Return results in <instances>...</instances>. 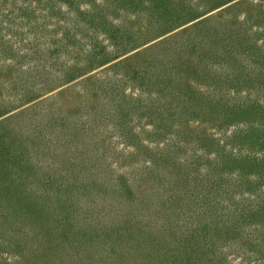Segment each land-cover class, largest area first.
<instances>
[{
	"label": "rangeland",
	"instance_id": "rangeland-1",
	"mask_svg": "<svg viewBox=\"0 0 264 264\" xmlns=\"http://www.w3.org/2000/svg\"><path fill=\"white\" fill-rule=\"evenodd\" d=\"M143 1L0 0V264H264V0Z\"/></svg>",
	"mask_w": 264,
	"mask_h": 264
},
{
	"label": "trees",
	"instance_id": "trees-1",
	"mask_svg": "<svg viewBox=\"0 0 264 264\" xmlns=\"http://www.w3.org/2000/svg\"><path fill=\"white\" fill-rule=\"evenodd\" d=\"M95 1V0H94ZM108 1V4H111V5H113V6H115V8H119L120 7V5H125V6H132V5H134V4H129V3H131V0H107ZM140 2H141V5L142 4H144V1L143 0H140ZM99 19H100V22H101V16L99 17ZM99 22V23H100ZM110 23V21H108V25H110L109 24ZM190 31L187 33V35L189 34V35H191V33L193 34L194 33V30H192V28L191 29H189ZM167 31V30H166ZM184 32V31H183ZM182 32V33H183ZM116 33H122L120 30H119V27H116ZM162 34H165V33H162ZM188 37H186V39H187ZM170 40V39H169ZM169 40L168 41H166L165 43H163L164 41H161L159 44H156L155 46H153L152 48L154 49V48H156V47H158L159 48V50H156L155 52H159L160 50H162V49H164V47H166L167 46V44H168V42H169ZM186 41H188V40H185V42ZM165 44V45H164ZM132 47H136V46H132ZM129 49H134V48H129ZM28 58H31V56H28ZM107 58H104L102 61H101V64L103 65V64H106V63H108L109 62V60L107 59ZM146 69H144V70H139L140 72H143L144 71V73L146 72L145 71ZM135 76H137V75H135ZM133 78H134V76H133ZM142 85V84H141ZM140 87V86H139ZM143 89V88H142ZM202 95H203V97H209L210 95L208 94V93H206V92H202ZM201 102H203L205 105L203 106L205 109H207V107L209 106V103H210V101H208L207 99H205V101L204 100H200ZM203 103H201V104H203ZM204 109V110H205ZM216 110V109H215ZM224 111H225V109H218L217 110V112H218V115H220V117H222L221 116V114H224ZM215 112V111H214ZM212 113L210 116H207L206 118H207V121H214V119L216 118L215 117V113ZM228 113L226 114V116H228V117H231V114H232V112L231 111H227ZM196 114V115H195ZM195 114L193 113V115H195V117L196 118H202L201 116H199V112L198 111H195ZM206 114V113H205ZM242 114L244 115V113L243 112H237L236 114H235V116H239V119H241V117H242ZM203 120H204V117L202 118ZM220 118H218V120H219ZM219 126H221V124H219ZM186 131H188L187 132V134H194V131H192L191 132V130H187L186 128H185V132ZM1 135V134H0ZM211 138H212V136H210ZM256 138H251V137H249V138H245V140H243V141H241L242 143L243 142H246L247 140H248V143H252V144H250V147L253 149V152H251V153H241L240 155H239V157H236V158H233L232 156H230L229 158L231 159V160H235V162H237V163H234V167H238V168H236V169H242V168H244V167H249V170L250 169H253V172L252 173H257V174H260L261 173V169L262 170H264V162L263 161H261V163L259 162V164H257L256 162V156H255V154L256 153H254L256 150L255 149H259V147H254V145H253V142H255L254 140H255ZM203 140L204 141H206V142H208L207 141V138H204L203 137ZM214 140V139H213ZM262 143V141H260L259 142V145ZM175 145H177V146H181L180 145V143H178V142H175L174 143ZM256 145H257V143H256ZM264 146V142H263V145H262V147ZM141 152H148V153H150L148 150H146L145 148H143L142 146H141ZM250 151H252L251 149H249ZM262 151H264V150H262ZM261 152V151H260ZM232 157V158H231ZM161 158H163V156H161V155H159V157L158 158H152L153 159V162H151V161H148V164H146L144 167V170L146 171V173H147V175H149V176H151L153 179L152 180H154L155 181V183H156V187H158L159 188V184H161L162 183V181H164L165 179H166V176H164V170H166L167 169V166L169 165V166H171V164H168V163H166L165 161H160L161 160ZM262 159H264V158H262ZM162 162H164V163H162ZM156 166L155 167V171H153L154 170V167H152V166ZM162 167H161V166ZM151 168V169H150ZM72 181L73 182H71L72 184V186H73V188H74V190H76L79 186H80V184H82V183H79V179H82V178H80V177H78V176H75V175H72ZM78 180V181H77ZM184 182H186V184L187 183H189L190 181L188 180V179H185V180H183ZM157 189V188H156ZM247 189H250V187H248ZM158 190V189H157ZM158 192H161L160 190H158ZM155 194H158V197L157 196H155V198H157V199H163V202H169V201H171V202H173V199H171L170 197H172V196H166V198L165 197H163V193H161V195L159 194V193H157V192H155ZM158 200V201H159ZM162 202V201H161ZM180 208V207H179ZM181 211V210H180ZM178 214V213H177ZM176 214V215H177ZM180 214V213H179ZM166 222V221H165ZM165 222H163L162 221V225L163 226H165V227H159V231H158V233L159 234H165V232H166V229H164V228H166L167 226H169V222L165 225ZM189 222L192 224V221L191 220H189ZM97 228V227H96ZM1 229V228H0ZM202 231H204V232H207L206 234H203L202 233ZM209 231L210 230H208V228H206V227H204L203 226V228H200L199 230L198 229H196V230H194L193 232H195V234H194V236H197V237H199V238H201V241H203L202 243L200 242V241H198V243L199 244H197V246H195V245H190L189 246V249H190V255L188 256H186V257H188L189 259H190V262H192L193 264H196V262H200L202 259H203V257L204 256H206V255H208V250L206 249L205 251L203 250L204 249V247H205V245L208 243V241H207V236H208V234H209ZM207 235V236H206ZM244 235V234H243ZM242 235V236H243ZM211 236H213V235H211ZM49 237H51V234H49V236H48V238ZM151 237H153V236H151ZM24 238H25V236H24ZM155 238V237H154ZM153 238H145L144 240L145 241H148V240H152ZM241 239H243V240H245L246 238L245 237H241ZM41 241H43V240H41ZM49 241H50V238H49ZM84 241H86V239H84ZM157 241V240H156ZM154 242H155V240H154ZM248 244V243H247ZM22 245H24L23 243H22ZM15 247V246H14ZM84 248H81L80 246H78V245H76V253H80V254H83V253H85V252H91V249L92 248H89V247H85V246H83ZM17 249H19V251H21L22 250V246L19 244V247H17ZM25 252V251H24ZM75 252H74V254H76ZM27 254L28 253H26L25 255L27 256ZM205 261H206V259H205Z\"/></svg>",
	"mask_w": 264,
	"mask_h": 264
},
{
	"label": "clouds",
	"instance_id": "clouds-1",
	"mask_svg": "<svg viewBox=\"0 0 264 264\" xmlns=\"http://www.w3.org/2000/svg\"><path fill=\"white\" fill-rule=\"evenodd\" d=\"M165 34H167V35H168V33H165ZM163 35H164V34H163ZM167 35H165V37H166Z\"/></svg>",
	"mask_w": 264,
	"mask_h": 264
}]
</instances>
